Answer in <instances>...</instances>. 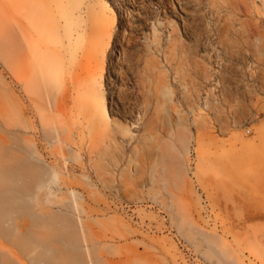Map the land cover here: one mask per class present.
<instances>
[{"label":"rangeland","instance_id":"obj_1","mask_svg":"<svg viewBox=\"0 0 264 264\" xmlns=\"http://www.w3.org/2000/svg\"><path fill=\"white\" fill-rule=\"evenodd\" d=\"M22 1L0 0L21 47L0 51V152L52 173L34 214L83 229L85 262L264 264V0H37L40 23Z\"/></svg>","mask_w":264,"mask_h":264},{"label":"bare ground","instance_id":"obj_2","mask_svg":"<svg viewBox=\"0 0 264 264\" xmlns=\"http://www.w3.org/2000/svg\"><path fill=\"white\" fill-rule=\"evenodd\" d=\"M48 1H50V0H48ZM22 3H23V1H22ZM24 3L28 4V6H27L28 12L26 14L28 16H25L26 20L27 19L29 20V18H30L29 21L31 23H34V21H36V22L39 21V23H40V21L42 19L43 12L46 11V9H47L46 4L45 3L41 4L37 0H25ZM6 5H8V4H6ZM0 8H2V7H0ZM4 8H6V7H4ZM2 9L0 10L1 12H5L7 10V9L6 10L5 9L2 10ZM69 11H71V10H69ZM6 12H8V11H6ZM8 15L9 14L7 13L6 16H8ZM30 15L32 17H30ZM1 22L2 21H0V24H1L0 28H2V26H4V27L7 26L5 24V22H3V24ZM128 27H129V25H128ZM3 28L0 30L2 32V33L0 32V51H3V53L5 55L1 52L0 53L2 56H4V57L6 56V57L5 58L2 57V59L4 58V60H6L8 58V56H10V58L7 59L6 62L9 63L11 60L14 59L12 62L15 63L14 61L17 59L16 57H14L17 55L15 53L18 52V48L21 50V47L16 44V40H17L16 36L17 35H15L16 33L14 32V30H11V28L9 26H8V28H4V31H3ZM129 28L132 29L131 27H129ZM136 29H138V28H136ZM18 30H20V29L18 28ZM8 31H10V32H8ZM21 31H22V29H21ZM21 31L19 32V34H21L20 38L22 35H24L21 33ZM132 31H136V30L133 29ZM10 33H12V34L14 33L15 36L9 35ZM133 33L134 32H132V34ZM22 38H24V36H22ZM158 38H159L158 35L154 36L152 44H151V46L154 47V50H155L154 53L157 52V54H160L163 52L164 55L170 54L172 57L173 55L177 56V54H175V52L179 53L181 55L185 52V51L183 52V49L185 50L186 46L183 45V43H180V41L178 39H177L178 44L180 43L181 46H184V48L183 47L180 48V46H177L176 44L175 45L172 44V43H174V40L173 41L170 40L169 43L172 45H169V43H168V45H166L167 48H165L166 50H164V51L160 50V48L163 49V47H162L163 43L161 45L162 41L160 42L159 41L160 38H159V40H158ZM18 40H19V38H18ZM21 40L24 41V40H26V38L21 39ZM28 42H29V40H28ZM18 43L20 44L21 42H18ZM128 43L129 44H127V45H130L129 41H128ZM176 46L179 47L178 50L175 48ZM148 47L150 48V46H148ZM16 48H17V51H16ZM122 48H123V45H121V50H123ZM150 49L148 50V48H147L148 52L151 53ZM6 50L9 51L8 52L9 54L7 53ZM10 51H12L11 52L12 54L10 53ZM7 54H8V56H7ZM10 54L13 55L14 58L11 57ZM167 60L169 61V59H167ZM124 61H126V60H124ZM42 62H43V60L40 62V65H39L41 68H42V65H41ZM44 62H45V59H44ZM13 63L10 62V64H13ZM46 66L47 65H45L43 63V67L45 68V71L48 70L46 68ZM40 67L38 69H40ZM40 70H39V72L38 71L37 72L40 73V76H38V77H39V80L41 81L42 80L41 76L44 77L45 72L43 70H42L43 72H41ZM42 73H43V75H41ZM45 76H46V74H45ZM47 76L45 78L50 79L49 77H51V75H48V73H47ZM48 79H47V81H48ZM42 83H44V82L42 81L41 84ZM42 85H44V84H42ZM136 98L138 99V96ZM103 100H104L103 96H101L99 98H94L92 101V109L91 108L87 109V116H88V119L92 122V124L96 128H98L102 131H105V132H110L113 121L110 119L106 109L104 108ZM14 141L15 140H13V144H15L14 146L17 147V150H18V145L19 146H21V145L19 143H16V141L15 142ZM7 145L5 144V146H3V148L9 147V148L5 149V154H3V152H4L3 149H1L2 152H0V153L5 155L4 157H8L10 154H12V150H14L13 151L14 154H12V155L16 156V154L18 152H17V150L14 149L15 147L12 144L7 143ZM10 145L13 147V149ZM20 148L22 149V147H20ZM8 149H9V152H11V153L8 152L9 155L6 153V150H8ZM15 151L17 152L16 154H15ZM22 151L23 150H20L18 154L22 155V158H24V159H20L18 156V160H17V158L15 157L14 162H15L16 166H13L14 168L15 167L18 168L20 171H17V169H14L13 167L9 168L10 164L15 165L14 162L12 163L13 159L10 160L11 161L10 164L8 161L4 160L5 162H8L9 165H7V164L3 165V164H5V162L1 163L2 160L0 161V165H1L0 166V264H86V263H88V261H89L88 264H102L101 263L102 260L98 259L97 257L95 258V256H93L91 254V251H89V253L87 255V257L90 260L87 259L88 261L85 262V260H86L85 255L83 256V253L80 252L81 247H79V246H81V244L83 243L81 241V239L82 240H86V239L85 238L83 239V237H82L83 235L82 236L79 235L82 233L83 229H81V228L78 229L81 231L79 233L77 228H76V224H74V222H72L71 220H65L66 218L58 217L57 215H55V216L53 215V217L51 215V217L47 218L50 215V213L49 214L47 213V215L44 214L43 218L41 217V215L37 216V214L36 215L34 214L35 213L34 208L36 209L37 212H39V214H43V213L41 212V210L38 211V209L30 203L31 199L29 200V198H32V200H33L32 195L35 192H37L38 190H41V188L43 190H45L44 188H46L47 185L44 186V188H43V184L45 185L46 182L44 183L41 180L46 176V174H47V176H46L47 180L48 179L50 180V178H48V176L50 174L52 175V173H50V172L44 173V172H46V170L44 171L40 168L41 169L40 172L43 173L42 179H41L39 176V175H41L39 170L37 169L36 174H35L34 173L35 166L31 165L34 168L33 169L32 167L31 168L29 167L30 164H28V163L26 164V162H27L26 159L29 157L27 155H25V157L27 156L25 159ZM21 152H22V154H21ZM2 154H0L1 155L0 159L4 158L2 156ZM10 158H12V156ZM4 159L7 160L8 158H4ZM22 160H24L25 162L23 161L24 162L23 163ZM16 161H17V163H16ZM22 163L26 164L32 170V174H30V175L28 174L31 172H27L29 170V168H27V166L24 167L27 169H23L24 165ZM17 165H19V167ZM7 166H9V167H7ZM20 166L22 167V169L20 168ZM23 171L25 172V175L21 176L22 180H20L21 178H19L20 175L18 174V172L20 174H22V173H24ZM37 173L39 174L38 177H36ZM26 174H28V175H26ZM33 174H35V176ZM55 174L56 173H54V175ZM32 175L34 176V178ZM23 177H24V179L26 177H27V179H30V177L33 179L32 180L30 179L31 181L27 180V179L24 180ZM49 180H48V182H49ZM27 181H30V183L25 184V182H27ZM48 187H47V189H49ZM37 193H39V192H37ZM52 194H53V191H52ZM26 196H28V198L24 199V197H26ZM26 199L29 200V203L31 204V206H29L30 204H28V201ZM34 202H35V199L33 201V204H34ZM38 202H39V200H38ZM37 206H39V205H37ZM31 210L34 212H32ZM45 215L47 217H44ZM56 219H58L59 221ZM61 221H63V224H58V223H61ZM55 225L56 226L60 225V226L56 227Z\"/></svg>","mask_w":264,"mask_h":264},{"label":"built area","instance_id":"obj_3","mask_svg":"<svg viewBox=\"0 0 264 264\" xmlns=\"http://www.w3.org/2000/svg\"><path fill=\"white\" fill-rule=\"evenodd\" d=\"M247 134H249V132H247Z\"/></svg>","mask_w":264,"mask_h":264}]
</instances>
